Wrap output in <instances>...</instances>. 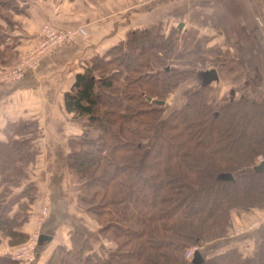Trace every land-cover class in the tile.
<instances>
[{
    "label": "trees",
    "instance_id": "obj_1",
    "mask_svg": "<svg viewBox=\"0 0 264 264\" xmlns=\"http://www.w3.org/2000/svg\"><path fill=\"white\" fill-rule=\"evenodd\" d=\"M177 31L174 28L169 35ZM169 35H157L152 27L130 32L124 42L95 56L64 93L67 113L83 118L84 131L68 142L67 154V167L91 190L78 201L89 212L105 216L102 234L110 233L109 239L121 242L107 262L93 254L84 257L85 243L69 250L57 246L52 263L192 264L184 258L186 249L222 238L230 209L264 207V171L252 170L255 158L264 156V95L260 100L239 96L213 110L198 98L209 87L201 85L194 93L186 91V103L162 119L164 109L146 99L165 101L149 88L171 91L179 83L174 65H161L162 57L170 53L164 44ZM192 73L199 78L200 72ZM17 137L0 141L4 182L20 181L24 174L26 178L27 165L35 158L36 153L27 149L30 137ZM202 145L209 152H196ZM249 167L250 172L235 175ZM220 173H231L233 181H217ZM31 190L36 191L30 185L18 196L22 200ZM34 200L35 195L27 208ZM14 217L3 222L6 235L15 232L9 226ZM22 218L24 224L27 215ZM262 230L253 256L245 259L232 248L203 254L200 264H264ZM9 259L0 257V262L16 264Z\"/></svg>",
    "mask_w": 264,
    "mask_h": 264
},
{
    "label": "crops",
    "instance_id": "obj_2",
    "mask_svg": "<svg viewBox=\"0 0 264 264\" xmlns=\"http://www.w3.org/2000/svg\"><path fill=\"white\" fill-rule=\"evenodd\" d=\"M22 2H25V12L6 22L10 28L5 30V35L12 40L13 62L37 43L39 29L44 24L56 30L83 28L87 32L86 37H76L59 47L21 81L10 85L0 81V141L12 136L11 128L20 123L35 122L37 126L43 124V127L47 123V131L41 136L43 140L37 141L35 158L26 168V178L20 180L21 186H25L23 190L33 184L37 193L27 212L24 230L29 232L42 209L48 210L47 217L37 222L34 230L36 234L51 237L50 242L39 248L38 258L42 255L46 259L57 246L69 250L71 243L68 234L78 231L77 224L72 221L86 216L76 205L78 188L67 168L68 142L80 137V128L65 110L63 96L70 89L75 75L85 69L91 58L124 42L132 31L158 24L165 25L168 30L181 24L182 32L188 27L195 28L199 35L213 40L223 53L218 62L207 69L215 70L217 83L223 80V73L239 74L242 81L238 83L237 79L230 86L236 96L237 93L248 97L250 94L254 98L255 88L264 95V33L258 32L254 20L255 16L264 17V0ZM240 47H245V50L241 51ZM12 61L6 62L8 66L0 63V74L10 68ZM225 65H229L228 70L222 72L220 68ZM258 81L260 84L255 87ZM12 137L17 138V135ZM46 139L47 143L44 144ZM64 192L68 204L64 203V215L58 217L55 209L60 205L55 198L60 195L64 199ZM86 223L82 226L88 234L98 228L96 225L95 229H91ZM217 247L231 248L220 244ZM0 257H7L6 253L0 252Z\"/></svg>",
    "mask_w": 264,
    "mask_h": 264
},
{
    "label": "rangeland",
    "instance_id": "obj_3",
    "mask_svg": "<svg viewBox=\"0 0 264 264\" xmlns=\"http://www.w3.org/2000/svg\"><path fill=\"white\" fill-rule=\"evenodd\" d=\"M22 1L23 0H3L4 6L3 5L0 6V63H2L3 65H7L6 62H11L12 59L15 57L12 54V46L10 45V43L12 44V40H9V38H7L5 35V30H9L10 28L9 26L6 25V22L17 15H22L21 13L25 12L24 5H23L25 2H22ZM257 18H263V17L255 16L254 18L257 24L258 32L260 34H263L264 33L263 28H261L258 25V22L256 20ZM44 25L50 26L49 24H44ZM44 25L40 27L38 35H40V31ZM51 28L54 29L53 27ZM171 30L172 28L167 30L165 25L163 24H158L157 26L152 27V31H154V33L156 32L157 35L162 34L163 36H166V37L171 33ZM57 31H64V30H57ZM78 37H81V36H78ZM157 40H160V39H157ZM38 42H39V38H38L37 43ZM37 43L34 46H31L26 51H24V53H22L19 58H16L14 62L12 61L13 63L11 66H9L10 68H8L6 71L0 74V81L2 82V84L10 85V84H15L21 81L24 77H26V75L30 71L38 68L41 62L43 61V59L54 54V52H52L51 54L45 57H42L39 60L38 65L36 67L24 66L21 72L17 73L16 75L10 74L16 67L20 65V63L23 60H25L29 56V52L32 49H36ZM164 44L165 46L168 45L170 49V53L166 57L165 56L162 57L164 59L163 61H161V65L162 64L174 65L175 67L174 69H177V77H178L179 83L176 84L177 86H175L170 91L169 87L166 84L167 82L164 79H162V82L165 83L166 86L168 87L167 90H165V87H158V86L149 88V90L155 93L158 98L161 97L160 99L165 100L163 101L165 102V104L160 105V107L164 109V111L161 114L162 119L170 115L174 110H178L179 108L182 107L184 103H186V97L184 96L186 91L190 90L192 91V93H194L198 88L201 87L202 85L201 80L199 78L197 79L196 75L193 76L192 72L195 71V72L201 73L203 70H207L208 68L213 66L215 63H217L218 58L223 55V53L216 46V43L213 40H207L204 35H199L198 31L193 27H188L185 32L177 31V33L175 32V34L169 35L168 41H166ZM239 49H241L242 51V50H245V47H240ZM178 53L184 55L185 57L182 56L180 58H177V56L175 55L172 57L173 54H178ZM93 58H91L89 62L92 61ZM151 63L153 66H155L154 62H151ZM228 66L229 65H225L224 67H221L220 69L223 72L224 70H228ZM244 67L245 65L243 66V68ZM222 76H223V80L221 82H218V83L213 82L209 84V87L205 89L204 91H202V93L198 96V98H200L202 101L204 100L203 102L209 107H211L213 110H217V109L220 110L219 108L220 106L228 104V102L230 101L229 100V90L232 89L230 88V86L237 79L239 83V81L242 78L240 77L239 74L230 75L229 73H225V74L223 73ZM116 84L120 86L122 84V80H119V82ZM258 84H260V82L256 83L255 87ZM254 90H255L254 96H253L254 99L260 100L262 97L260 91L256 88ZM165 91L167 92L165 93ZM235 94H234L233 99L239 97L240 95L239 93H237V96ZM193 97H195V95H193ZM249 97L252 98L250 94H249ZM71 120L73 122L76 121L77 125H79L80 131L78 129V133H80V137H81L82 132L84 131L83 123H82L83 118L77 119V118H73V116L71 115ZM26 123H27L25 124L26 127H24L22 123H20L19 126L17 125L14 128H11V132H13L12 136H14V134L19 137L25 136L26 140H28L30 137L29 141L27 142L28 143L27 149L32 150L34 151V153H36L37 141L43 140V137L41 136H43V134L47 131L46 129L47 123H44L45 127H43V124H41V126L40 124L37 126L35 122H26ZM39 126H40V131L38 130ZM193 129L196 130V127ZM21 132L23 133V135H19V133ZM90 135L94 137L96 135V132L92 131ZM46 143H47V139L44 144ZM203 147L204 146L202 145L201 150H198V148H196V152L201 153L204 150L209 152V150H206V149L202 150ZM75 149H78V147H75ZM82 149L84 148L79 147L78 150H82ZM261 160H264V156L258 155L255 158V165H257ZM29 165L30 163L27 165V167ZM68 171L71 174L72 182L75 183L76 187L78 188L76 205L83 212V214L86 215L85 217H79V219H73L72 221L74 224H77L78 228L76 230L78 231H76V233H78L79 235L78 237H73L71 233L68 234L71 247L73 245L78 247V245L81 246L86 243L88 246L87 245L85 246L86 248L83 252L84 257H87L90 254H93L99 257L101 262L102 261L107 262L111 254L117 250V245L119 242H121V239L114 241L113 239H109V236H111L110 233L102 234V231H103L102 223H103V220H105V216L99 217V215L89 212L87 210L88 206L80 205L78 201V198L81 196L83 198L88 197L90 195L89 193L91 190H87L85 186L86 183L83 180L78 179L73 174V172L69 170V168H68ZM250 171H251V167L247 169H243L242 171L235 173V175L245 174ZM23 176H25V174ZM23 176L20 177V179H24ZM2 177L3 176H0V229H2L0 230V252L2 253L10 252L12 254L13 253L17 254V251L23 252V256H21L22 261H14L11 259L8 260V261H13L16 264H60L59 261H56L54 263L49 261L50 258H52V255L55 249L52 251V254L46 259L43 258V256L41 255L39 258L36 257L34 261H28V258H30L29 248L30 246L33 245L34 239H35L36 232L34 230H35L36 224H38L37 222H39L41 219L44 220L47 217L48 210L43 208L42 211L40 212V215L37 218L38 220L37 219H34V221L32 220L33 224L29 232H26L23 227V225L26 222L24 224L21 223V221H23L24 219V218L21 219V217L23 216V214L27 215V212L30 208V206L27 208L29 198L30 197L34 198V195H36L37 193L35 191V193L33 194L31 190L28 193L24 194L22 196L24 198L21 200L20 196L18 195L19 193L23 191V188L25 187V186L24 187L21 186V183H20L21 181L15 180V181H10V182L8 181L4 182L1 180ZM66 188L69 189L70 188L69 185H67ZM62 195H64V199H62L60 195H57V197L55 198L56 201H58L60 205V206H57L58 208L55 209L56 216L58 217H62L64 215V212H63L64 203L66 205L68 204L67 203L68 200H67V196H65V192ZM66 208L67 207H65V210ZM13 216H15L14 220L12 221V223L14 222V224L13 225L10 224L9 226L10 227L13 226L15 229V232L11 236H9L5 234L6 233L5 232L6 223H3V222H5L6 219L11 220ZM85 222H87L86 223L87 227L91 229L93 228L95 229L96 225L98 226V228H96L95 231L93 232L90 231L91 234H88L86 229L85 231L83 230L82 224ZM262 229H264V207L263 208H255V207L251 208L250 207V208H244V209L239 207L237 209L235 208L230 209L228 213V227H227V230L224 236L216 241L207 242L208 244L205 243L206 245L204 244L201 247L195 246L197 248V250L195 251H199L201 255L204 254L203 256H205L206 254H210V255L219 254L221 252L234 248V249H237L242 254L243 258L247 259L251 255L253 256L254 253L258 251L260 241H261V234L263 233ZM63 232H65V229H63ZM219 244L224 247L228 246L231 248L222 249L220 247H217V245L219 246ZM236 247H239V248H236ZM188 248H194V246H189ZM219 248L222 249V251H220ZM40 250L41 249H39L36 246L35 254H38ZM59 256L61 255L59 254ZM63 256L68 257L69 255L65 254ZM3 263L4 262L2 263L0 262V264H3Z\"/></svg>",
    "mask_w": 264,
    "mask_h": 264
},
{
    "label": "built area",
    "instance_id": "obj_4",
    "mask_svg": "<svg viewBox=\"0 0 264 264\" xmlns=\"http://www.w3.org/2000/svg\"><path fill=\"white\" fill-rule=\"evenodd\" d=\"M256 20L258 22V25L261 28H263V32H264V17L257 18ZM86 35L87 33L83 28H78L76 30L57 31V30L52 29L48 25H44L40 31L39 42L36 45V49H32L29 52V56L25 60H23L20 63V65L16 67L10 74L16 75L17 73L21 72L24 66L36 67L38 65L39 60L42 57H45L51 54L52 52H55L59 47L66 45L70 41L74 40L76 37L78 36L84 37ZM39 235L40 234H35L34 243L29 248L30 258H28V261H34L35 258L37 257V254H35V249H36V246L38 247ZM195 250H197L196 247L186 249L184 258L187 261H191ZM17 254L15 253L12 254L10 252L6 253V255L11 260L22 261L21 256H23V252L17 251Z\"/></svg>",
    "mask_w": 264,
    "mask_h": 264
},
{
    "label": "water",
    "instance_id": "obj_5",
    "mask_svg": "<svg viewBox=\"0 0 264 264\" xmlns=\"http://www.w3.org/2000/svg\"><path fill=\"white\" fill-rule=\"evenodd\" d=\"M181 28H182V25L179 24L177 29L180 31ZM199 79L201 80L202 85H209L213 82H217L218 76H217L215 70L210 69V70H206V71L199 73ZM234 94H235V91L233 89H230L229 90V100L230 101L233 100ZM146 100L148 102H153V103H156L159 105L165 104V102H163V101L152 100L149 97ZM252 170L255 173H260V172L264 171V160L259 162L256 166H254L252 168ZM215 179L217 181H233L234 177L231 173H220L216 176ZM50 240H51L50 236H46V235L41 234V235H39L38 245L41 246L44 241L49 242ZM202 261H203V257L201 255V253L199 251H195V253L193 254V258L191 260V263L192 264H200Z\"/></svg>",
    "mask_w": 264,
    "mask_h": 264
},
{
    "label": "flooded vegetation",
    "instance_id": "obj_6",
    "mask_svg": "<svg viewBox=\"0 0 264 264\" xmlns=\"http://www.w3.org/2000/svg\"><path fill=\"white\" fill-rule=\"evenodd\" d=\"M180 31H181V30H180ZM203 71H206V70H203ZM203 71H202V72H203ZM216 83H217V82H216Z\"/></svg>",
    "mask_w": 264,
    "mask_h": 264
}]
</instances>
